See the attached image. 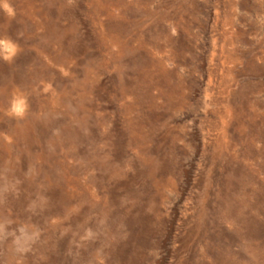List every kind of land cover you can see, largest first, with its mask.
I'll list each match as a JSON object with an SVG mask.
<instances>
[{
  "label": "rangeland",
  "instance_id": "rangeland-1",
  "mask_svg": "<svg viewBox=\"0 0 264 264\" xmlns=\"http://www.w3.org/2000/svg\"><path fill=\"white\" fill-rule=\"evenodd\" d=\"M0 264H264V0H0Z\"/></svg>",
  "mask_w": 264,
  "mask_h": 264
}]
</instances>
